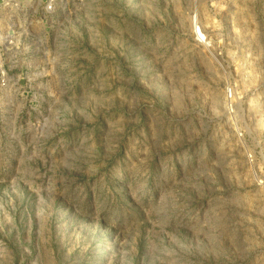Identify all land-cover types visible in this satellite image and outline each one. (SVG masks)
I'll return each mask as SVG.
<instances>
[{
  "label": "rangeland",
  "instance_id": "374dc122",
  "mask_svg": "<svg viewBox=\"0 0 264 264\" xmlns=\"http://www.w3.org/2000/svg\"><path fill=\"white\" fill-rule=\"evenodd\" d=\"M0 38V264H264V0L24 2Z\"/></svg>",
  "mask_w": 264,
  "mask_h": 264
},
{
  "label": "built area",
  "instance_id": "2783aa9c",
  "mask_svg": "<svg viewBox=\"0 0 264 264\" xmlns=\"http://www.w3.org/2000/svg\"><path fill=\"white\" fill-rule=\"evenodd\" d=\"M62 0H0V9H19L24 2H33L37 5H42L43 10L46 13L52 12L55 8V5L60 3ZM73 2H82V0H73ZM1 39V38H0ZM4 42H0V45H3ZM2 56L0 53V87L4 86L8 80V73L5 72V69L2 67ZM227 95L229 97L230 93L228 92Z\"/></svg>",
  "mask_w": 264,
  "mask_h": 264
}]
</instances>
